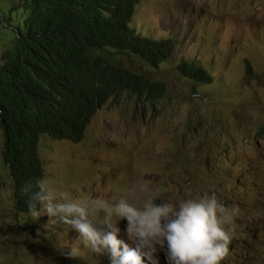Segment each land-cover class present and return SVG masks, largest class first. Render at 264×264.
Here are the masks:
<instances>
[{
    "label": "rangeland",
    "instance_id": "374dc122",
    "mask_svg": "<svg viewBox=\"0 0 264 264\" xmlns=\"http://www.w3.org/2000/svg\"><path fill=\"white\" fill-rule=\"evenodd\" d=\"M27 3L0 0V56L25 27ZM133 26L173 40L172 58L157 67L146 57L125 61L134 75L165 86L163 99L143 104L130 90L98 106L80 140L41 136L37 211L19 212L7 190L0 130V264H57L71 255L107 264L90 235L127 226L126 207L146 216L157 199L190 213L176 233L206 242L231 224L236 246L226 264L237 262L242 241L253 247L251 236L262 237L261 224L238 223L235 202L243 181L264 187V0H143ZM111 192L127 198L86 208ZM172 235L160 229L153 250L185 258ZM263 248L261 240L253 252L264 260Z\"/></svg>",
    "mask_w": 264,
    "mask_h": 264
},
{
    "label": "trees",
    "instance_id": "16d2710c",
    "mask_svg": "<svg viewBox=\"0 0 264 264\" xmlns=\"http://www.w3.org/2000/svg\"><path fill=\"white\" fill-rule=\"evenodd\" d=\"M140 1L28 0L25 27L0 56L3 158L18 181L19 212L41 205V136L80 140L97 107L130 90L163 97L165 86L125 65L146 57L157 67L174 50L173 40L155 41L133 29Z\"/></svg>",
    "mask_w": 264,
    "mask_h": 264
},
{
    "label": "clouds",
    "instance_id": "9594fccd",
    "mask_svg": "<svg viewBox=\"0 0 264 264\" xmlns=\"http://www.w3.org/2000/svg\"><path fill=\"white\" fill-rule=\"evenodd\" d=\"M142 1L138 2L132 11L135 12L136 6ZM204 77H208V74H205ZM163 97L151 95L149 92L143 96H139L141 99L140 102L143 104L156 101L161 102ZM1 158L8 177L11 178L10 186L7 190H10L11 194H18L17 178H14L7 170L3 158V150ZM122 198L126 200L127 197H122L116 192H111L107 196L99 199V201L91 202L90 204L87 203L86 208L91 210L103 200L108 203ZM38 199L42 201V197ZM235 205L237 207L236 219L238 223H256L263 226L262 237L259 235L251 236V238L258 236V242L255 246H247L244 241L239 244L241 246V252L239 257L236 258L237 262L235 264H264V260L257 258L253 252L254 247H260L261 240L264 242V187L250 181H243L240 186V191L236 195ZM138 212L139 214L136 215L131 208L126 207L123 211V221H126L127 226L103 228L101 229V234L90 235L88 244L91 245L95 252L105 258L106 262H108L107 264H121V260H124V257H126L128 264H202L204 262L207 264H226L233 255L236 239L231 237L233 233L231 224L226 226L224 231L219 233L216 238H210L204 242L200 239L183 235L180 232H175L176 230H180L181 220L188 218L190 215L184 209L183 203H163L160 199H157L146 216L142 215L139 210ZM86 219L88 218L86 217ZM163 228H171L173 230L172 237L174 241L172 243L177 245L182 254L186 255L185 258L166 259L162 253L157 254L153 250L159 242L160 229ZM168 245V243H164V246ZM191 246H197L198 248L191 253L189 250ZM137 253H140V256H137ZM78 259L77 256L71 255L64 260H58L57 264H83L85 262V260L78 261Z\"/></svg>",
    "mask_w": 264,
    "mask_h": 264
},
{
    "label": "bare ground",
    "instance_id": "6f19581e",
    "mask_svg": "<svg viewBox=\"0 0 264 264\" xmlns=\"http://www.w3.org/2000/svg\"><path fill=\"white\" fill-rule=\"evenodd\" d=\"M147 37H150V36H147ZM150 38H152L153 40H155V41H164V40H157V39H154L153 37H150ZM248 64H250V62L248 61L245 65H246V71H247V74L248 75H252L253 73L251 72V71H249V68H251V67H249L248 66Z\"/></svg>",
    "mask_w": 264,
    "mask_h": 264
}]
</instances>
